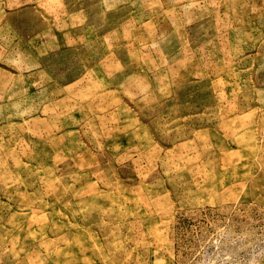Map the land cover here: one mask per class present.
I'll list each match as a JSON object with an SVG mask.
<instances>
[{
	"label": "rangeland",
	"instance_id": "rangeland-1",
	"mask_svg": "<svg viewBox=\"0 0 264 264\" xmlns=\"http://www.w3.org/2000/svg\"><path fill=\"white\" fill-rule=\"evenodd\" d=\"M0 264H264V0H0Z\"/></svg>",
	"mask_w": 264,
	"mask_h": 264
}]
</instances>
